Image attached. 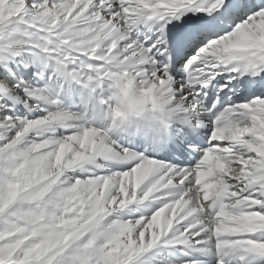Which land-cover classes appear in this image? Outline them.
<instances>
[{
    "label": "snow or ice",
    "instance_id": "1",
    "mask_svg": "<svg viewBox=\"0 0 264 264\" xmlns=\"http://www.w3.org/2000/svg\"><path fill=\"white\" fill-rule=\"evenodd\" d=\"M161 249L264 264V0H0V264Z\"/></svg>",
    "mask_w": 264,
    "mask_h": 264
},
{
    "label": "bare ground",
    "instance_id": "2",
    "mask_svg": "<svg viewBox=\"0 0 264 264\" xmlns=\"http://www.w3.org/2000/svg\"><path fill=\"white\" fill-rule=\"evenodd\" d=\"M155 30L154 28L152 29ZM147 27H142V33L147 32ZM26 59L30 60L29 54H24ZM243 79H247L243 77ZM233 84L236 83L235 80L232 81ZM78 87V86H77ZM240 92L242 96H247L248 93L244 91V89L241 87ZM76 111H80L79 106H76L74 108ZM97 126H102L99 122ZM151 257V260L149 261V264H180V261L183 259H188L189 256L182 255L179 250L177 249H161V250H155L152 253L148 254ZM195 255L194 253L192 254ZM212 262L214 264V258H212Z\"/></svg>",
    "mask_w": 264,
    "mask_h": 264
},
{
    "label": "clouds",
    "instance_id": "3",
    "mask_svg": "<svg viewBox=\"0 0 264 264\" xmlns=\"http://www.w3.org/2000/svg\"><path fill=\"white\" fill-rule=\"evenodd\" d=\"M60 157L57 156L56 163L59 164ZM46 177L42 176L41 179H44ZM75 199V196H73L71 193H68L67 195L63 197H58L56 202L51 201H45V206L40 209V212L42 213V218H45L49 225H55L57 222V211H72L73 209L67 207L68 204L71 203V201Z\"/></svg>",
    "mask_w": 264,
    "mask_h": 264
}]
</instances>
